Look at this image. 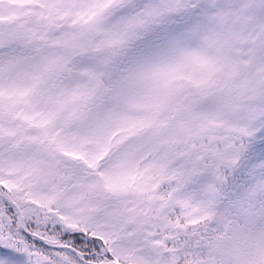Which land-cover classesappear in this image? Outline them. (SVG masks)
<instances>
[{"label": "snow or ice", "instance_id": "snow-or-ice-1", "mask_svg": "<svg viewBox=\"0 0 264 264\" xmlns=\"http://www.w3.org/2000/svg\"><path fill=\"white\" fill-rule=\"evenodd\" d=\"M0 264H264V0H0Z\"/></svg>", "mask_w": 264, "mask_h": 264}]
</instances>
